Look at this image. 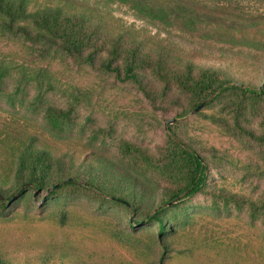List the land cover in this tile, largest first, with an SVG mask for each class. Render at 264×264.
<instances>
[{
    "label": "rangeland",
    "instance_id": "1",
    "mask_svg": "<svg viewBox=\"0 0 264 264\" xmlns=\"http://www.w3.org/2000/svg\"><path fill=\"white\" fill-rule=\"evenodd\" d=\"M182 2L189 8L185 16L175 10ZM48 3L202 70L221 73L234 83L264 89V0H36L29 8ZM142 7L147 10L141 11ZM160 9L170 19L161 20L156 13ZM2 63H24L31 75L47 67L56 91L48 94L46 106L64 107L76 89L92 95L91 102L79 103L75 127L65 133L49 128L42 112L29 107L31 102H0L1 177L12 173L19 149L35 139L59 157L67 153L69 175L85 178L82 182L88 185H70L53 174L43 188L27 189L11 201L0 196L3 260L10 264H264V226L251 220L247 210L239 212L231 206L229 211H216L213 200L222 202V198L210 194L183 195L164 204V191L174 184L145 172L143 163L125 159L118 147L126 141L158 156L175 133L192 140L210 161L209 191L217 186L257 199L264 192V146L247 137H230L195 112L178 117L175 108L164 115L136 89L92 68L59 59L30 61L26 45L0 33ZM34 92L31 89L28 96ZM201 110L220 114L217 105ZM246 127L264 131L257 119ZM101 128L104 133L94 140ZM16 186L13 183L11 189ZM124 194L139 206L154 200L151 210L142 206L132 210L119 201ZM161 207L168 228L164 236L150 219Z\"/></svg>",
    "mask_w": 264,
    "mask_h": 264
},
{
    "label": "trees",
    "instance_id": "2",
    "mask_svg": "<svg viewBox=\"0 0 264 264\" xmlns=\"http://www.w3.org/2000/svg\"><path fill=\"white\" fill-rule=\"evenodd\" d=\"M35 1L0 0V33L26 45L30 61L52 62L59 59L80 68H92L116 82L136 89L155 110L164 115L175 108L179 111L178 117L195 112L211 119L214 125L230 137H247L264 146V131L256 133L246 127L247 123L256 119L264 127V89L224 79L221 73L202 70L168 51L143 45L121 31L102 27L60 6L48 3L30 10V3ZM184 4L182 2L174 6L175 10H180L185 16L189 8ZM144 10L147 8L142 7L141 11ZM161 10L156 12L161 20L170 19L171 15ZM23 64H0V102H31L29 107L42 112L43 120L49 128L60 133L71 132L75 127L79 103L91 102L92 95L76 89L64 107L46 106L48 94L56 91L50 83L48 68H33L38 72L31 75L26 72L27 67ZM15 73L17 79L12 90H9V82ZM31 89L35 92L29 97ZM203 104L219 106L220 114L209 115L203 112L200 107ZM104 131L102 128L98 130L93 139H97ZM176 135L174 133L167 138V146L159 150L158 156L126 141H120L118 147L125 159H132L136 165L143 163L145 172H153L174 184L165 189L167 200H163L164 204H172L183 195L184 198L197 194L218 195L222 202L214 199V210L229 211L231 206L239 212L247 210L251 220L260 221L264 226V192L257 199H251L217 186L209 191L210 161L192 140ZM66 156L67 153L59 157L52 147L32 139L19 149L12 173L8 177L0 176V196L11 201L16 195H23L27 189L43 188L53 174L62 176L70 185L88 186L82 182L87 181L85 178L73 179L69 175L70 171L64 161ZM13 183L17 184L15 191L11 189ZM120 197L119 201L134 211L141 206L151 210L154 202L147 200L139 206L137 201L128 199V194ZM2 207L4 205L0 203ZM162 208L150 216V219L158 223L160 236L168 232L160 215ZM0 264L10 263L0 256Z\"/></svg>",
    "mask_w": 264,
    "mask_h": 264
},
{
    "label": "water",
    "instance_id": "3",
    "mask_svg": "<svg viewBox=\"0 0 264 264\" xmlns=\"http://www.w3.org/2000/svg\"><path fill=\"white\" fill-rule=\"evenodd\" d=\"M203 106H204V104L202 106H200V107H203Z\"/></svg>",
    "mask_w": 264,
    "mask_h": 264
}]
</instances>
